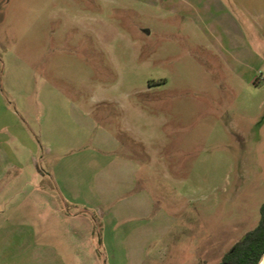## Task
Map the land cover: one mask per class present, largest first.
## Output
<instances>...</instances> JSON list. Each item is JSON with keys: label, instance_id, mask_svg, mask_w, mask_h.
I'll use <instances>...</instances> for the list:
<instances>
[{"label": "rangeland", "instance_id": "1", "mask_svg": "<svg viewBox=\"0 0 264 264\" xmlns=\"http://www.w3.org/2000/svg\"><path fill=\"white\" fill-rule=\"evenodd\" d=\"M187 1L0 0V264H220L258 224L264 30Z\"/></svg>", "mask_w": 264, "mask_h": 264}, {"label": "crops", "instance_id": "2", "mask_svg": "<svg viewBox=\"0 0 264 264\" xmlns=\"http://www.w3.org/2000/svg\"><path fill=\"white\" fill-rule=\"evenodd\" d=\"M203 1L202 7H198L199 12L200 10L205 12L210 10L211 0ZM180 2L188 3L187 0H180ZM215 2L220 17L217 24L214 25L212 21L199 17L201 24L199 27L200 30L212 36L214 43L220 49H225L224 40L228 42L229 48L238 49L242 44L246 46L249 41L252 43L256 29L264 30V0H215ZM239 18L242 19L241 22ZM239 33L242 35L240 36ZM206 46L209 47L208 44ZM235 56L232 55V57ZM4 113L0 116V181L4 180L12 166L9 153V126ZM11 191L12 187L8 182L0 187V195L8 194ZM9 222L7 217L0 216V255L4 256H8V252L13 248L14 236L11 231L9 232L11 224Z\"/></svg>", "mask_w": 264, "mask_h": 264}, {"label": "trees", "instance_id": "3", "mask_svg": "<svg viewBox=\"0 0 264 264\" xmlns=\"http://www.w3.org/2000/svg\"><path fill=\"white\" fill-rule=\"evenodd\" d=\"M264 256V201L258 224L225 253L220 264H259ZM264 264V261L261 263Z\"/></svg>", "mask_w": 264, "mask_h": 264}, {"label": "built area", "instance_id": "4", "mask_svg": "<svg viewBox=\"0 0 264 264\" xmlns=\"http://www.w3.org/2000/svg\"><path fill=\"white\" fill-rule=\"evenodd\" d=\"M258 76H259L260 79H264V72H259Z\"/></svg>", "mask_w": 264, "mask_h": 264}, {"label": "bare ground", "instance_id": "5", "mask_svg": "<svg viewBox=\"0 0 264 264\" xmlns=\"http://www.w3.org/2000/svg\"><path fill=\"white\" fill-rule=\"evenodd\" d=\"M264 261V257L261 259V261L259 262V264H261Z\"/></svg>", "mask_w": 264, "mask_h": 264}, {"label": "water", "instance_id": "6", "mask_svg": "<svg viewBox=\"0 0 264 264\" xmlns=\"http://www.w3.org/2000/svg\"><path fill=\"white\" fill-rule=\"evenodd\" d=\"M264 257V256H263Z\"/></svg>", "mask_w": 264, "mask_h": 264}]
</instances>
